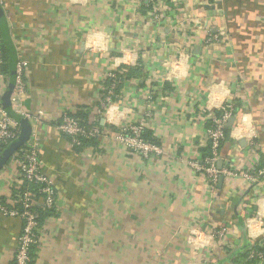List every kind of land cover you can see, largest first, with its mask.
I'll list each match as a JSON object with an SVG mask.
<instances>
[{
  "label": "crops",
  "instance_id": "obj_1",
  "mask_svg": "<svg viewBox=\"0 0 264 264\" xmlns=\"http://www.w3.org/2000/svg\"><path fill=\"white\" fill-rule=\"evenodd\" d=\"M157 4L158 19L148 0L4 1L25 83L12 107L30 117L56 194L33 264H232L230 252L264 247V0ZM121 69L129 76L99 114L104 82ZM8 84L0 69L1 104ZM227 101L234 119L216 166L234 174L211 184L193 165L211 156L209 110ZM90 110L102 137L77 151L57 127ZM131 126L161 152L142 158L121 143ZM21 186L11 160L0 201L13 206ZM22 230L0 213V264H13Z\"/></svg>",
  "mask_w": 264,
  "mask_h": 264
},
{
  "label": "built area",
  "instance_id": "obj_2",
  "mask_svg": "<svg viewBox=\"0 0 264 264\" xmlns=\"http://www.w3.org/2000/svg\"><path fill=\"white\" fill-rule=\"evenodd\" d=\"M5 0H0L1 5H4ZM148 3L152 7V12L158 19L161 15L162 7L157 4V0H148ZM219 35L215 34L211 30L207 31V43L218 42ZM0 64H2V58L0 54ZM128 70L121 69L120 74H126ZM118 72L112 71L108 74V78H111L112 85L107 91L106 95L100 101L99 114L110 106L114 102V91L122 80L117 76ZM25 91V83L23 80V66L18 63L17 65V78L16 85L13 94H22ZM15 111V110H14ZM235 103L224 102L217 110H209L207 129V139L211 148V156L207 157L203 163L196 162L193 166L197 172H202L206 175L209 183L216 184L220 177L231 176V171L218 170L217 161L220 159V152L222 145L227 140V130L231 128L229 123L234 119ZM18 114V112H16ZM25 119H30L28 115L18 114ZM110 121V120H108ZM58 130L67 136L73 148L81 146V140H93L100 139L102 137L101 129L92 125L90 127L82 126L77 120L69 115H64L58 124ZM21 134V127L17 121L9 116L0 103V148L5 150L14 142H16ZM144 130L142 126H131L126 129L120 136L119 141L126 145L134 154L141 156L142 158H149L152 154H159L160 148L152 143L145 141L143 138ZM249 142L252 146H255L254 136L249 137ZM39 138L35 134H31L29 141L13 155L11 160L18 168L21 178V184H27L29 186L38 187V193L44 197L38 201L36 194L32 190H26L23 193H19L13 200V204H20L22 211L10 209L4 202L0 201V213L9 215L12 217L20 218L23 221V230L18 239V246L13 259V264H30L32 262L33 248L39 240V214L34 210V207L39 204L44 209L53 210L56 204V194L53 188L51 180L48 178L43 162L38 152ZM4 150V151H5ZM10 160V161H11ZM244 178L255 182L256 177L250 174H243ZM262 222V219L259 218ZM214 239L223 240L225 238V231H217L211 235ZM199 233H194L190 238L191 244H197ZM263 258V254L258 253L256 250H252L249 255V260Z\"/></svg>",
  "mask_w": 264,
  "mask_h": 264
},
{
  "label": "trees",
  "instance_id": "obj_3",
  "mask_svg": "<svg viewBox=\"0 0 264 264\" xmlns=\"http://www.w3.org/2000/svg\"><path fill=\"white\" fill-rule=\"evenodd\" d=\"M148 9L150 10L151 7L149 6ZM0 54H1V58H2V64H0L1 72L4 73L6 76H9L10 75V54H9L7 46L3 40L1 31H0ZM128 73H130L129 69H128V72L126 74H120V72H119L117 74V76L119 79L125 80V78L129 76ZM112 81L113 80L111 78H109L104 82L103 97H104V95H106L107 91L110 89V87L112 85ZM119 91H120V84L117 86V88L114 91L115 95H118ZM113 99L115 101L116 96H114ZM96 108L100 109V104H97ZM92 117H94V115H93V111H91V110L88 112L81 111V112H78L77 114L73 115V118L75 120H77L84 127H90V126L95 124L92 122ZM226 132H227V135H229V133H230L229 130H227ZM143 138L145 141L152 142L150 140V138L148 137V135L146 134V132H144ZM81 141H82L81 146L76 147L75 150L81 151L82 149L89 147V146H93V147L98 146V139H93V140L83 139ZM221 149H223V147H221ZM4 150H5V148H3V147L0 148V156L3 154ZM210 151H211V148L209 146L208 149H206L204 151V155H207V156L210 155L211 154ZM17 153H18V151L15 153V155ZM28 189L32 190L36 194V198L38 201H40L44 197L42 194L38 193V187L23 184L19 189H15V192L13 194V200L17 194L23 193ZM8 208L18 210L19 212L22 211V207L20 204H13V206H8ZM34 210L39 214L40 226L43 224V221L47 217L53 215V213H52L53 210L44 209L41 206H39V204L34 207ZM34 249L35 248H33V251H34ZM252 250H256L258 253L264 254V247H259V243H252V244H249V246L247 248H245V250H243L242 252H240L236 255L234 253L230 252V254H232L231 255L232 256V264H254L257 259H254L251 261L249 260V255H250V252ZM30 264H33V253H32V262Z\"/></svg>",
  "mask_w": 264,
  "mask_h": 264
},
{
  "label": "water",
  "instance_id": "obj_4",
  "mask_svg": "<svg viewBox=\"0 0 264 264\" xmlns=\"http://www.w3.org/2000/svg\"><path fill=\"white\" fill-rule=\"evenodd\" d=\"M0 31L2 33L3 40L7 46L10 54V75L9 84L7 92L2 97V106L4 110L9 114L11 118L17 121L21 127V134L19 139L12 143L0 156V171L9 163L13 155L19 151L30 139L32 134V127L30 122L18 115L12 107V95L16 85L17 78V65H18V55L13 43L7 18L5 15V10L0 3ZM233 119L230 121L229 126H232ZM224 177L220 178V183L223 182Z\"/></svg>",
  "mask_w": 264,
  "mask_h": 264
},
{
  "label": "rangeland",
  "instance_id": "obj_5",
  "mask_svg": "<svg viewBox=\"0 0 264 264\" xmlns=\"http://www.w3.org/2000/svg\"><path fill=\"white\" fill-rule=\"evenodd\" d=\"M257 260H259V259H257ZM257 260H256V261H257Z\"/></svg>",
  "mask_w": 264,
  "mask_h": 264
}]
</instances>
